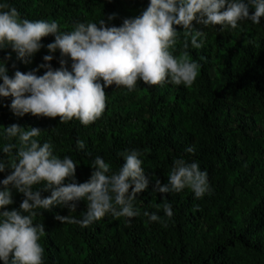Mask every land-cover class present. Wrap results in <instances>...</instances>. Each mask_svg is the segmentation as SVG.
<instances>
[{
  "label": "trees",
  "instance_id": "trees-1",
  "mask_svg": "<svg viewBox=\"0 0 264 264\" xmlns=\"http://www.w3.org/2000/svg\"><path fill=\"white\" fill-rule=\"evenodd\" d=\"M149 2L0 0L15 7L22 18L55 20L64 31H71L77 22L107 20L112 13L116 17L109 26H120L125 18L139 16ZM193 25L205 32L202 47H194L189 37L185 48L183 29L176 26L181 32L174 50L177 56L187 53L199 62L192 86H150L140 81L136 91L128 92L113 84L105 88L103 115L88 126L75 119L61 123L59 116H17L10 109L12 97L0 98V130L12 124L40 129L41 143L50 141L57 155L78 162V183L89 180L97 155L119 171L124 164L119 153L129 149L142 153L149 179L148 188L134 201L141 215L130 223L129 218L108 214L84 228L56 218L82 219L87 210L84 200L76 202L75 212L59 205L37 210L34 223L43 224L45 230L44 264H264V17L260 25L245 21L232 33L220 31V25L207 28L195 21ZM54 39L42 38L44 47L29 64L18 60L10 47L0 49L9 76L37 69L48 54L54 57L53 69L59 68L60 50L49 53L46 47ZM65 59L70 69L71 59ZM45 71L41 68L37 75ZM78 140L85 142L84 150L77 148ZM8 142L0 137V146ZM189 146L195 153L185 151ZM180 157L207 171L210 195L196 199L188 188L154 192L156 179L166 184L174 160ZM0 158L7 156L0 151ZM10 172L0 173V180ZM39 190L42 197L51 195L43 185ZM12 193L14 203L6 206L8 210L18 209L24 199L15 189ZM165 197L173 205L171 220L163 212ZM145 210L160 215L166 226L150 222Z\"/></svg>",
  "mask_w": 264,
  "mask_h": 264
},
{
  "label": "clouds",
  "instance_id": "clouds-1",
  "mask_svg": "<svg viewBox=\"0 0 264 264\" xmlns=\"http://www.w3.org/2000/svg\"><path fill=\"white\" fill-rule=\"evenodd\" d=\"M250 9L254 12L250 14ZM116 13L98 21L77 22L71 31L61 30L55 21L29 20L8 3H0V49L11 48L16 58L29 64L44 47L42 38L54 36L47 44L49 53L60 50V67L53 69V55L43 57L37 69L27 73L19 70L9 76L6 60H0V98L12 97L10 109L17 116L31 113L55 118L61 123L73 119L88 126L103 115L107 94L105 88L115 84L128 92L137 90L139 82L147 85H183L190 87L196 81L200 64L190 60L187 53L174 54L181 26L191 44L202 47L205 32L196 29L193 21L207 28L220 25V31L234 32L245 21L260 25L264 17V0H150L147 8L133 18H125L120 26H109ZM71 59L70 69L68 59ZM7 59H11L9 55ZM46 69L37 75L39 69ZM38 128L25 130L17 124L2 128L0 137L9 141L0 146L7 159L0 158V173L11 170L0 180V261L3 264H44L45 249L41 238L44 226L34 223L39 209L66 206L75 212L76 202L84 200L87 210L82 219L57 216L64 222L88 227L108 214L131 218L141 215L135 206L137 195L149 186L143 167L142 153L129 149L119 153L124 164L113 171L110 163L97 155L91 162L93 172L88 181H76L77 161L70 156L57 155L50 141L40 142ZM15 140V143L12 141ZM77 148L86 144L77 141ZM16 150L15 153L13 150ZM195 153V147L185 149ZM90 155V153H89ZM66 179L70 182L66 183ZM51 190L42 197L39 186ZM190 189L196 199L211 194L206 170L196 161L183 157L173 162L168 182L156 179L154 192L179 193ZM12 189L24 195L18 209L8 210L14 203ZM163 212L171 220L173 205L165 197ZM150 222L166 221L156 212L145 210Z\"/></svg>",
  "mask_w": 264,
  "mask_h": 264
}]
</instances>
